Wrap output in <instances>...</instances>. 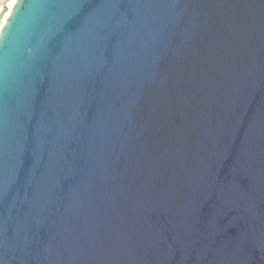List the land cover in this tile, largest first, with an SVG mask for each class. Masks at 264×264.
I'll return each mask as SVG.
<instances>
[{
  "label": "water",
  "instance_id": "obj_1",
  "mask_svg": "<svg viewBox=\"0 0 264 264\" xmlns=\"http://www.w3.org/2000/svg\"><path fill=\"white\" fill-rule=\"evenodd\" d=\"M0 264H264V0H17Z\"/></svg>",
  "mask_w": 264,
  "mask_h": 264
},
{
  "label": "built area",
  "instance_id": "obj_2",
  "mask_svg": "<svg viewBox=\"0 0 264 264\" xmlns=\"http://www.w3.org/2000/svg\"><path fill=\"white\" fill-rule=\"evenodd\" d=\"M17 0H0V28L6 22L7 14Z\"/></svg>",
  "mask_w": 264,
  "mask_h": 264
},
{
  "label": "bare ground",
  "instance_id": "obj_3",
  "mask_svg": "<svg viewBox=\"0 0 264 264\" xmlns=\"http://www.w3.org/2000/svg\"><path fill=\"white\" fill-rule=\"evenodd\" d=\"M13 7L14 6H12V8H11V10L13 9ZM11 10L8 12V14H7V18L6 19H8V17H9V15H10V12H11ZM4 25V24H3ZM3 27V26H2ZM2 27L0 28V31L2 30Z\"/></svg>",
  "mask_w": 264,
  "mask_h": 264
}]
</instances>
